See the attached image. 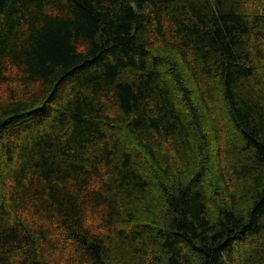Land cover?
<instances>
[{"label":"trees","instance_id":"trees-1","mask_svg":"<svg viewBox=\"0 0 264 264\" xmlns=\"http://www.w3.org/2000/svg\"><path fill=\"white\" fill-rule=\"evenodd\" d=\"M0 264H264V0H0Z\"/></svg>","mask_w":264,"mask_h":264}]
</instances>
